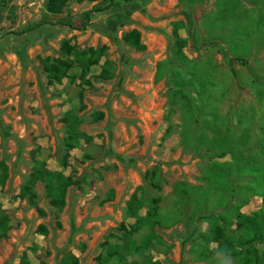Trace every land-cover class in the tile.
<instances>
[{"label": "rangeland", "instance_id": "rangeland-1", "mask_svg": "<svg viewBox=\"0 0 264 264\" xmlns=\"http://www.w3.org/2000/svg\"><path fill=\"white\" fill-rule=\"evenodd\" d=\"M46 1L0 0V210L9 216L0 264H61L69 254L102 264L105 236L133 221L134 193L142 214L160 196L153 225L134 235L152 234L153 260L239 264L192 248L233 204L264 211V0H116L84 30L61 22L79 25L109 0H71L58 14ZM132 29L141 50L123 40ZM64 40L101 50L89 85L76 66L48 81L43 61L64 58ZM35 160L71 180L63 206L44 181L32 187L35 204L22 195Z\"/></svg>", "mask_w": 264, "mask_h": 264}, {"label": "trees", "instance_id": "trees-1", "mask_svg": "<svg viewBox=\"0 0 264 264\" xmlns=\"http://www.w3.org/2000/svg\"><path fill=\"white\" fill-rule=\"evenodd\" d=\"M71 0H47L45 8L50 14L61 13L63 8ZM96 1V0H74ZM116 0H109L105 4L93 6L85 15V18L79 25L74 23L61 22L72 28L84 30L90 23L91 15L95 11H102L110 8ZM132 1V0H123ZM36 28V25L28 26L21 30V33L31 31ZM123 40L135 47L138 50L144 48V44L140 40V34L136 29H132L123 35ZM182 45H180L181 47ZM179 47V48H180ZM64 58H56L53 60L45 59L43 61V70L46 72V77L50 82H61L67 72L73 67H78L80 70V80L82 84L89 85V80L86 78L90 67L96 64L102 55L100 49L86 48L79 49L64 40L61 46ZM178 55L183 57L181 50H178ZM109 64L108 60L104 62ZM102 75L110 76V71L103 68L100 72ZM69 141V140H68ZM6 168L3 162L0 163V183L5 181ZM44 181L47 194L50 202L57 207L63 206V194L67 185L71 180L65 177L61 172L49 170L44 166V163L35 160L31 173L28 175L27 181L22 185V195H28L29 200L35 204V193L32 189L37 181ZM160 196L152 197L147 202V210L145 213H140L144 206V200L134 193L127 201L126 214L133 221L126 223L121 222L117 227V232L109 233L105 236L104 249L106 254L101 260L102 264H159L157 260H153L148 249L151 242V235H143L139 241L134 238L135 233L145 226H152L154 217L157 214L158 203ZM241 205L233 204L232 210L229 213L221 214L218 217H211L208 221V233L204 235L206 244H195L192 252L196 255L195 258L201 259L215 254L236 257L239 264H264V246L261 250L255 247L256 243L264 242V211H253L244 213L240 210ZM9 216L4 211L0 210V237L7 234L9 229ZM226 225L233 228V233L226 232ZM151 233V232H149ZM115 237L113 242L110 238ZM209 243L214 245L211 247ZM134 256V257H133ZM128 257H132L128 259ZM61 264H77V259L73 254L66 255Z\"/></svg>", "mask_w": 264, "mask_h": 264}]
</instances>
